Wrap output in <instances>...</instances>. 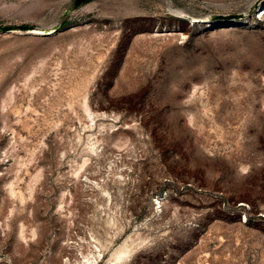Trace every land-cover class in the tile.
Segmentation results:
<instances>
[{
    "label": "rangeland",
    "instance_id": "obj_1",
    "mask_svg": "<svg viewBox=\"0 0 264 264\" xmlns=\"http://www.w3.org/2000/svg\"><path fill=\"white\" fill-rule=\"evenodd\" d=\"M72 1L0 0V264H264V0Z\"/></svg>",
    "mask_w": 264,
    "mask_h": 264
},
{
    "label": "water",
    "instance_id": "obj_2",
    "mask_svg": "<svg viewBox=\"0 0 264 264\" xmlns=\"http://www.w3.org/2000/svg\"><path fill=\"white\" fill-rule=\"evenodd\" d=\"M86 0H73L72 1V7L76 8L80 6L82 3H84ZM65 14H62L64 16ZM242 14H219L214 15L213 19H224V20H233V19H239L242 18ZM59 27V25L57 26ZM57 27H53V32L56 31ZM35 27L29 26V25H0V32L7 33V32H24L28 33V30H33ZM52 32V33H53ZM50 33V34H52ZM44 35H49L48 31Z\"/></svg>",
    "mask_w": 264,
    "mask_h": 264
},
{
    "label": "bare ground",
    "instance_id": "obj_3",
    "mask_svg": "<svg viewBox=\"0 0 264 264\" xmlns=\"http://www.w3.org/2000/svg\"><path fill=\"white\" fill-rule=\"evenodd\" d=\"M48 31V33H52L53 32V29L52 28H49V29H39V28H35L33 30H28L27 32L30 33V34H37V35H41V34H45L46 32ZM127 252L129 251H124L123 253L121 252V255L119 256V259H123V257L125 258V256L127 255ZM91 260V259H90ZM87 259V264H91V261ZM110 264H118L116 263V261L110 263ZM120 264V263H119Z\"/></svg>",
    "mask_w": 264,
    "mask_h": 264
},
{
    "label": "trees",
    "instance_id": "obj_4",
    "mask_svg": "<svg viewBox=\"0 0 264 264\" xmlns=\"http://www.w3.org/2000/svg\"><path fill=\"white\" fill-rule=\"evenodd\" d=\"M87 1H90V0H86L85 2H87ZM85 2H84V3H85ZM66 23H67V19L64 18L61 24H62V25H65Z\"/></svg>",
    "mask_w": 264,
    "mask_h": 264
}]
</instances>
